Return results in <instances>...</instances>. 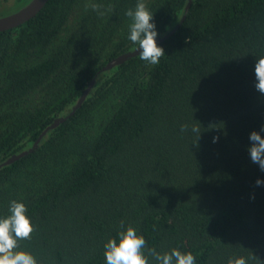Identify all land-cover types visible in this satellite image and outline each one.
Returning a JSON list of instances; mask_svg holds the SVG:
<instances>
[{"label":"trees","instance_id":"obj_1","mask_svg":"<svg viewBox=\"0 0 264 264\" xmlns=\"http://www.w3.org/2000/svg\"><path fill=\"white\" fill-rule=\"evenodd\" d=\"M136 2L49 0L0 32V216L26 204L34 230L19 244L38 264H105L129 225L146 255L264 264V171L247 150L264 126V0H143L157 39L186 18L158 64L105 70L138 47L124 15Z\"/></svg>","mask_w":264,"mask_h":264},{"label":"clouds","instance_id":"obj_2","mask_svg":"<svg viewBox=\"0 0 264 264\" xmlns=\"http://www.w3.org/2000/svg\"><path fill=\"white\" fill-rule=\"evenodd\" d=\"M96 8V5H93ZM124 15L130 17L127 39L138 45L139 58L151 65L159 63L165 54L163 46L157 43L158 30L151 11L143 0H137L134 8L125 10ZM255 89L264 94V56L256 58L254 65ZM181 132L188 130V125H181ZM191 131L201 130L193 127ZM264 126L259 131L253 130L249 134L250 145L248 153L252 163L257 164L264 171ZM218 137H213V143ZM257 186L264 185V179L258 177ZM27 206L22 201L9 202L6 216H0V264H38L34 254L21 250L19 242L29 238L34 230L32 218L27 214ZM145 237L131 225L117 232V238L109 237L103 245L105 264H197V258L190 251L172 248L170 251L160 252L155 248L146 255ZM151 257V259L149 258ZM228 264H248L245 256H236L228 260Z\"/></svg>","mask_w":264,"mask_h":264},{"label":"water","instance_id":"obj_3","mask_svg":"<svg viewBox=\"0 0 264 264\" xmlns=\"http://www.w3.org/2000/svg\"><path fill=\"white\" fill-rule=\"evenodd\" d=\"M192 1L193 0H189L188 10L191 7ZM48 2H49V0H32L30 3H28L21 10L15 12L13 14H10L8 16L1 17L0 18V32L16 28V27L26 23L27 21L31 20L45 7V5ZM185 18H186V14L184 15L181 22L170 33H168L164 38L157 39V43L158 44L162 43L164 40H166L172 34H174L177 31V29L181 26V24L183 23ZM138 51H139V49H136L132 52H128V53H125V54L119 56L111 64H109L107 67H105L104 69L106 70L108 68H111L112 65H114L116 63L124 62V61H127V60L135 57V56H138L139 55ZM83 99H84V96H83L82 100ZM73 113H75V111L72 112V114ZM72 114H70V115H72ZM70 115L61 121L66 120L67 118L70 117Z\"/></svg>","mask_w":264,"mask_h":264},{"label":"rangeland","instance_id":"obj_4","mask_svg":"<svg viewBox=\"0 0 264 264\" xmlns=\"http://www.w3.org/2000/svg\"><path fill=\"white\" fill-rule=\"evenodd\" d=\"M23 5H25L23 1L0 0V18L21 10Z\"/></svg>","mask_w":264,"mask_h":264}]
</instances>
